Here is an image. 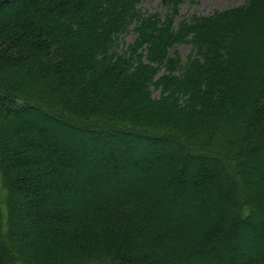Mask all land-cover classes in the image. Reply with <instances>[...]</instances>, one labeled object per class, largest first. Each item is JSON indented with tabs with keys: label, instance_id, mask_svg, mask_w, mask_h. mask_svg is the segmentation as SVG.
<instances>
[{
	"label": "trees",
	"instance_id": "trees-1",
	"mask_svg": "<svg viewBox=\"0 0 264 264\" xmlns=\"http://www.w3.org/2000/svg\"><path fill=\"white\" fill-rule=\"evenodd\" d=\"M142 2L0 0V264H264V0Z\"/></svg>",
	"mask_w": 264,
	"mask_h": 264
},
{
	"label": "rangeland",
	"instance_id": "rangeland-1",
	"mask_svg": "<svg viewBox=\"0 0 264 264\" xmlns=\"http://www.w3.org/2000/svg\"><path fill=\"white\" fill-rule=\"evenodd\" d=\"M246 2L247 0H195V2H186L182 6L181 16L179 18L190 16L193 13L210 14L214 10L240 6ZM140 7L142 11L146 13L165 12V8L162 6L161 0H143ZM134 28L135 23L130 26L129 31L125 34L124 38L129 43L133 42L137 36ZM176 47L184 59H186L187 55L192 50V45L188 43L180 44ZM161 73H163V70ZM155 94L159 95L160 90H155ZM0 189V207L5 212V191L2 187H0Z\"/></svg>",
	"mask_w": 264,
	"mask_h": 264
}]
</instances>
